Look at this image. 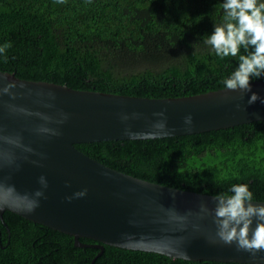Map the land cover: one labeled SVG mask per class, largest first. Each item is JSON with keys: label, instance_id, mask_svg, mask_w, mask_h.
<instances>
[{"label": "trees", "instance_id": "obj_1", "mask_svg": "<svg viewBox=\"0 0 264 264\" xmlns=\"http://www.w3.org/2000/svg\"><path fill=\"white\" fill-rule=\"evenodd\" d=\"M222 3L0 0V47L11 44L0 53V71L79 90L149 98L222 89L223 80L238 67V56L222 59L204 42L214 25L224 22ZM239 54L247 53L241 48ZM77 148L150 182L211 196L243 183L255 200L264 201V120L191 135L100 141ZM81 241L87 247H77L72 236L13 212L0 216V264H92L101 252L99 243ZM94 264L250 263L191 261L105 245Z\"/></svg>", "mask_w": 264, "mask_h": 264}, {"label": "water", "instance_id": "obj_2", "mask_svg": "<svg viewBox=\"0 0 264 264\" xmlns=\"http://www.w3.org/2000/svg\"><path fill=\"white\" fill-rule=\"evenodd\" d=\"M252 91L264 98V80L252 81ZM250 96L222 88L181 97H137L0 71V216L10 211L53 228L72 236L77 247H87L81 238L98 242L101 252L92 264L105 245L191 261L264 264V251L253 256L235 244L210 242L216 225L200 206L213 209V196L120 172L77 148L263 121L264 104H249ZM85 189V196L75 195ZM37 191L43 195L36 197ZM33 202L38 206L28 211Z\"/></svg>", "mask_w": 264, "mask_h": 264}, {"label": "clouds", "instance_id": "obj_3", "mask_svg": "<svg viewBox=\"0 0 264 264\" xmlns=\"http://www.w3.org/2000/svg\"><path fill=\"white\" fill-rule=\"evenodd\" d=\"M58 2L64 3V0ZM221 8L224 22L214 25V31L205 35L204 42L222 59L238 56V67L223 80V86L225 90L241 95L251 93L249 104L257 100L264 104V98L252 91V81L264 77V3L259 0H223ZM9 47L11 44L5 43L0 47V53ZM241 48L246 55L239 54ZM10 87L12 85L4 88V92L7 93ZM191 119V116L185 117V123L190 124ZM40 183L47 187L44 177L40 178ZM86 193L85 189L75 195L83 197ZM42 195L40 191L35 193L36 197ZM212 199L215 202L213 209L204 204L200 206L201 213L211 215L216 225L215 237L210 242H222L229 246L235 244L238 251L249 252L253 256L264 251V204L253 203L255 197L249 185L233 184L228 192L217 193ZM36 206L38 202H33L27 210L32 211Z\"/></svg>", "mask_w": 264, "mask_h": 264}]
</instances>
